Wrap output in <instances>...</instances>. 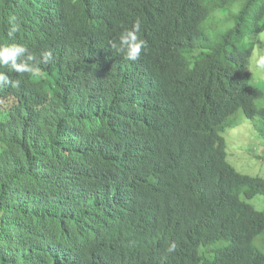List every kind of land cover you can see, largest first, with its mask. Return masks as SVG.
Masks as SVG:
<instances>
[{
	"label": "trees",
	"instance_id": "16d2710c",
	"mask_svg": "<svg viewBox=\"0 0 264 264\" xmlns=\"http://www.w3.org/2000/svg\"><path fill=\"white\" fill-rule=\"evenodd\" d=\"M19 4L20 36L0 43H22L37 56L50 50L53 58L36 74L0 69L12 82L0 94L37 106L32 121L44 126L36 143L62 160L58 170L70 181L51 191L29 185L10 207L0 202V264L43 263L40 250L26 257L50 243L34 244L45 233L42 220L48 232L77 230L62 243L69 248L61 264H264L254 245L264 234V207L247 201L264 196V178L228 163L223 136L241 112L264 141V83L249 69L264 0ZM136 18L147 48L133 62L110 42ZM52 107L50 124L42 122ZM22 157L8 168L23 164L40 180L45 164ZM40 196L59 214L42 217L32 207Z\"/></svg>",
	"mask_w": 264,
	"mask_h": 264
},
{
	"label": "clouds",
	"instance_id": "9594fccd",
	"mask_svg": "<svg viewBox=\"0 0 264 264\" xmlns=\"http://www.w3.org/2000/svg\"><path fill=\"white\" fill-rule=\"evenodd\" d=\"M19 0H0V36L4 38L12 37L19 34H14L18 31V25L16 19L20 16L17 12L22 10V6H19ZM33 7H31L32 9ZM34 9V8H33ZM25 19V18H24ZM23 19V20H24ZM142 22L140 18H136L131 28L124 29L117 40L110 42V48L115 50L117 54H122L128 61H137L144 50L147 48V42L141 38ZM10 29L9 32L7 30ZM20 36V35H19ZM264 40V35L260 37ZM52 52L50 50L43 51L37 56L36 53L29 51V49L22 43L18 42H2L0 43V69L7 68L10 71L15 70L19 74L29 73L36 74V69L40 64H47L52 60ZM254 68L257 70V75L264 78V54H257L253 58ZM7 71L0 70V87H8L12 83ZM15 86H20V81H15ZM54 88V86H52ZM59 92L62 97L65 93L62 88ZM55 96V95H54ZM56 97V96H55ZM61 102H56L55 106L60 107ZM56 108L52 107L46 112L42 113L44 120L50 124L52 115ZM38 113L37 106L30 107L27 104L19 103L14 104L9 99V94H0V191L4 194L0 199V202H5L10 207V198L29 185L36 183L46 187L48 191L51 189L59 188L64 185L65 182H69L68 173L62 174L59 168L62 167V160L56 161V158H52L49 154L48 147L36 143L44 125L41 123L32 121V118ZM51 125H54L51 124ZM47 127L49 125H46ZM15 154L20 156L23 154L22 160H39L45 164V169L42 172L40 180L36 181L32 174L33 168L23 170V164L20 170L14 171L8 168L7 162L15 157ZM73 166L79 168L84 167V163H79ZM37 170V168H36ZM52 171V172H51ZM51 172V173H50ZM39 173L36 172L35 176ZM33 208L42 213V217L47 218L50 215H57L59 212H48L47 203L41 196L33 199ZM65 212H61L64 215ZM39 223V222H38ZM40 224V223H39ZM40 227L45 231L43 238L40 242L34 243L35 245L47 244L46 246L35 248L32 252L27 254L26 257L30 261L35 257V252L40 250L38 257L43 259L42 264H61V258L63 253L68 248H64L62 243L68 242L75 238L74 232L77 230L73 227L71 229H61L60 231H46L47 227L43 224V220ZM47 234V237H46ZM177 243L170 241L166 249L167 253H173L177 249Z\"/></svg>",
	"mask_w": 264,
	"mask_h": 264
},
{
	"label": "rangeland",
	"instance_id": "374dc122",
	"mask_svg": "<svg viewBox=\"0 0 264 264\" xmlns=\"http://www.w3.org/2000/svg\"><path fill=\"white\" fill-rule=\"evenodd\" d=\"M262 35L264 32L255 39L256 46L250 59L249 69L256 82L264 83V78L257 75L253 62L254 56L264 54V40L260 39ZM234 119L231 127L223 133L227 145L228 163L239 172L264 178V141L253 128L252 122L241 112H238ZM247 201L258 210L264 207V196L256 195ZM254 245L264 252V234L255 239Z\"/></svg>",
	"mask_w": 264,
	"mask_h": 264
}]
</instances>
